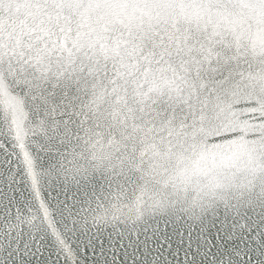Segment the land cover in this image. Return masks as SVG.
<instances>
[{
    "label": "snow or ice",
    "instance_id": "1",
    "mask_svg": "<svg viewBox=\"0 0 264 264\" xmlns=\"http://www.w3.org/2000/svg\"><path fill=\"white\" fill-rule=\"evenodd\" d=\"M0 264H264V0H0Z\"/></svg>",
    "mask_w": 264,
    "mask_h": 264
}]
</instances>
